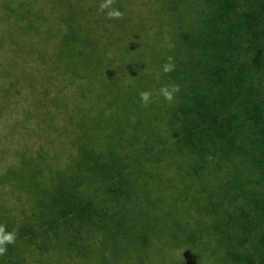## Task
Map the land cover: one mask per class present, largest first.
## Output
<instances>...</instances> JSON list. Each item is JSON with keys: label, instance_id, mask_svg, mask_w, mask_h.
Here are the masks:
<instances>
[{"label": "trees", "instance_id": "1", "mask_svg": "<svg viewBox=\"0 0 264 264\" xmlns=\"http://www.w3.org/2000/svg\"><path fill=\"white\" fill-rule=\"evenodd\" d=\"M98 1L0 0V114L13 104L29 120L32 111L43 113V104L53 99L61 102L54 101L52 107L62 109L68 105V94L84 83L86 52L96 49L94 54L106 65L112 58L110 49L103 47L111 20L94 10ZM185 2L175 0L171 8L163 4L158 16L172 21L181 14L189 17L177 25L169 21L162 31L151 25L138 39L152 50L161 47L159 64L152 61L144 68L141 63L147 62L136 60L131 68L141 74L140 80L148 81L151 91L163 86L156 83L162 77L180 86L172 102L164 99L168 120L162 148H170L171 156L183 157L174 171L181 176L182 189V180L188 178L187 185L197 190L199 224L204 225L200 235L206 236V242L197 243L198 231L192 230L177 236V244H198L201 253L208 251L211 242L212 255L224 264L226 259L230 264H264V0H193L184 6ZM84 26L98 30L84 31ZM169 56L174 58L175 70L166 75L162 65ZM20 88L29 93L44 90V98L36 100L24 93L27 106L22 107ZM44 159L39 153L40 171ZM143 159L140 154L132 162L107 160L109 174H103L107 202L78 189L35 197L34 214L20 225L0 218L7 231L18 233L0 264H27L20 258L21 243L48 251L58 246L67 257L81 253L82 234L87 236L86 244H95L99 238L91 236L94 231L125 233L126 203L118 197L132 186L134 169ZM112 248H120L117 240ZM137 248L144 250L145 242Z\"/></svg>", "mask_w": 264, "mask_h": 264}, {"label": "rangeland", "instance_id": "2", "mask_svg": "<svg viewBox=\"0 0 264 264\" xmlns=\"http://www.w3.org/2000/svg\"><path fill=\"white\" fill-rule=\"evenodd\" d=\"M173 1L116 0L114 6L124 13V18L111 20L103 46L110 49L112 58L105 65L94 54L96 49L86 52L84 83L68 94L66 107H52L54 101L61 102L53 99L51 104L49 101L43 104V113L32 111L29 120H25L20 107L13 104L0 114V218L19 225L34 214L35 197L45 199L49 194L55 196L79 189L95 193L107 202L109 192L104 184V175L109 174L107 160L116 157L132 162L140 154L144 155L132 173V186L118 197L120 202L126 203L128 229L125 233L116 234L108 229L94 231L91 236L99 238L95 244H86L87 236L82 234L81 253L73 252L67 257L58 246H51L48 251L21 243L20 258L27 264L52 261L54 264H224L218 255H212L215 246L211 242L208 251L201 253L198 244L197 247L177 244L180 242L177 236L192 230L198 231L197 243L202 239L206 242V236L200 235L204 225L199 224L197 190L187 185L188 178L182 180L181 188V176L174 170L183 157L171 156L170 148H162L168 120L164 98L158 95L159 90L151 91L148 81L140 80L141 74L131 69L136 60H145L147 64L141 63L144 68L152 61L159 64L161 47L152 50L138 39L151 25L159 31L166 28L172 20L158 14L164 10L163 4L174 6ZM186 1L184 6L193 0ZM100 3L101 0L94 4L95 11ZM188 13L191 16L192 12ZM186 17L189 16H176L172 24L177 25ZM83 29L98 30L92 26ZM97 33L99 31L93 34ZM162 56L166 57L165 52ZM101 69L111 71L102 73ZM35 78L36 74H32L33 82ZM157 79L159 85H171V80ZM20 90L23 93L20 105L24 107L27 106L24 95L29 92ZM145 90L152 92L153 102L148 107L139 102V93ZM29 94L39 100V96L44 98L45 92L32 90ZM39 153L44 160H49L48 163L41 161L43 171L37 169ZM105 180L109 181L107 177ZM178 203L187 207L180 208ZM202 203L206 205V201ZM111 206L120 218L119 210ZM208 219L206 222L211 221ZM116 240L119 249L112 248ZM142 241L146 248L139 250L137 245ZM219 252L224 256L222 248Z\"/></svg>", "mask_w": 264, "mask_h": 264}, {"label": "clouds", "instance_id": "3", "mask_svg": "<svg viewBox=\"0 0 264 264\" xmlns=\"http://www.w3.org/2000/svg\"><path fill=\"white\" fill-rule=\"evenodd\" d=\"M116 0H101L99 4L98 12L100 14H106V18L109 20H120L124 18V13L116 8L114 5ZM175 70L174 58L169 56L166 58V63L162 65V71L164 74H170ZM180 92V86L178 84L164 85L159 91L158 95L162 96L166 101L172 102L175 99L177 93ZM140 103L143 107H148L152 100V92L149 90L141 91L139 93ZM17 230L7 231L5 225H0V257L4 256L7 252V247L10 244H14L17 239Z\"/></svg>", "mask_w": 264, "mask_h": 264}]
</instances>
